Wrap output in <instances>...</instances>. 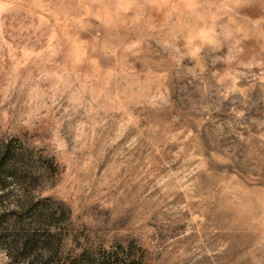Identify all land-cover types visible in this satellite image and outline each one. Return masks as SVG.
<instances>
[{
	"label": "rangeland",
	"instance_id": "374dc122",
	"mask_svg": "<svg viewBox=\"0 0 264 264\" xmlns=\"http://www.w3.org/2000/svg\"><path fill=\"white\" fill-rule=\"evenodd\" d=\"M0 264H264V0H0Z\"/></svg>",
	"mask_w": 264,
	"mask_h": 264
}]
</instances>
